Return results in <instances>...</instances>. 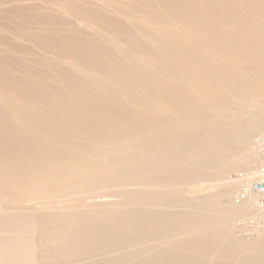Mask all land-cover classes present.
Masks as SVG:
<instances>
[{
	"label": "bare ground",
	"instance_id": "6f19581e",
	"mask_svg": "<svg viewBox=\"0 0 264 264\" xmlns=\"http://www.w3.org/2000/svg\"><path fill=\"white\" fill-rule=\"evenodd\" d=\"M203 23L207 25V20ZM234 28L227 32L224 42L235 45L239 50L238 45L246 42L238 33L241 27L236 23ZM189 32L185 36L175 37L171 34L166 38L159 31L158 34L154 33L153 43H159L155 62L173 77L190 82L203 97L208 95L210 99H217L219 92L214 88L216 82L209 79L198 62L193 60L196 56V59L201 58L203 49L209 52L214 50L221 57L217 67L227 71L221 75L213 71L214 79L220 78L226 88L238 87L243 90V98L251 88L254 94H264V80L257 79V69H260L261 63L254 61L250 65L246 61L240 62L236 53L227 49V44V48L219 43L213 45L212 39L207 40L206 36L200 38ZM212 34L209 32L211 38L217 40ZM254 50L259 52L264 49L259 47ZM243 65L252 68L253 72L240 70ZM142 70L145 71L139 66L136 70L140 79L138 93L150 98H156V95L160 97V84L157 86L155 79H148ZM121 74L125 75L124 80L132 87V78L127 76V72ZM5 81L7 78H0V90L6 91V94L21 98L29 90L21 83L18 86L15 81V85L9 82L11 85L5 86ZM42 95V115H25L14 110L6 101L0 103L5 107L0 112V194L4 199L7 195L15 198L11 202L15 208L10 203L2 207L4 214L0 217V229L7 237L0 244V264H32L34 253L40 258L38 264H206L213 253L235 257L242 252L264 247V238L249 244L224 240L227 233L223 229L190 232L203 224L211 225L212 220L201 214L200 206H190L188 203H184V213H178V216L154 210L132 215L127 209L129 206L123 212L121 207L110 205L107 210H114L112 215L116 218L111 224L108 221H95L94 210L88 209L94 196H104L110 189L194 183L207 177L209 169L220 171L224 166L230 167L232 151L230 148L222 151L220 145L229 146L235 137L240 138L239 144H247L251 132L264 124V115H240L241 122H223L222 116L196 115L200 113L199 108L186 95H182L179 101L165 100L167 103L158 104L153 110L157 115H140L138 118L130 115H109L105 119L95 115H53L49 108L57 104L56 101L54 103L55 98L50 96V92ZM1 96L4 95L1 93ZM233 96L241 98L238 94ZM223 103L224 100L219 104ZM178 117L189 120L180 123L177 122ZM91 141L97 143V147H90ZM158 145L165 147L169 156L159 157L155 153ZM103 156L107 158L104 160ZM143 164H147V167ZM119 166L121 168H117ZM57 171L60 172L58 175ZM100 174L103 177H98L93 183V178ZM67 184L69 188L62 189ZM59 186L61 191L56 193L59 201L51 202L53 206L62 204L57 215L49 214L47 208L46 215L37 222L35 216L22 210L21 205L28 200L43 206V201L39 202L43 200V193L39 190ZM33 189L37 191L33 192ZM115 193L118 196V192ZM105 197L113 198L111 195ZM251 198L244 204L252 203ZM70 203V208L64 207ZM9 207V213L13 214L6 213ZM36 234L40 245L34 246L31 238ZM178 235L184 238L175 242L174 237ZM163 243L168 245L149 254ZM44 258L50 260L43 262ZM240 258L239 264H260L254 258Z\"/></svg>",
	"mask_w": 264,
	"mask_h": 264
},
{
	"label": "rangeland",
	"instance_id": "374dc122",
	"mask_svg": "<svg viewBox=\"0 0 264 264\" xmlns=\"http://www.w3.org/2000/svg\"><path fill=\"white\" fill-rule=\"evenodd\" d=\"M205 19L207 25L203 23ZM236 23L241 27L239 35L246 42L238 45L239 50L235 45L224 42L227 40V32H231ZM196 29L198 30L194 32ZM188 30L200 38H210L213 45L219 43L226 47L227 44L226 48L236 53L240 62L246 61L250 65L254 61L261 63L260 69H257V79L264 80V50H254L259 47L264 49V0H0V78H7L5 86H10L15 81L18 86L22 84L27 87L26 90H30L21 98L0 90L4 95L1 96L0 93V103H4L2 100L6 101L14 110L25 115H42V94L50 92V96L55 98L54 103L57 102L49 108L53 115H95L101 119L108 118L109 115H130L138 118L140 115H157L153 110H156L158 104L161 106L167 103L165 100L179 101L182 95H186L199 108L200 113L196 115L222 116L223 122H241L240 115H264V94H254L251 88V93L244 94L243 98V90L238 87L226 88L221 84L220 78L214 79L215 71L220 75L227 73L220 66L217 67L221 57L214 50L209 52L203 49L201 58L196 59V56L193 60L198 62L208 78L216 82V87H213L219 92L217 99H210L208 95L203 97L190 82L173 77L161 64L155 62L159 43H153L154 33L159 31L164 38L171 34L178 37L185 36ZM209 32L217 40L211 38ZM138 66L145 69L142 71L148 79L154 78L156 85L160 84L161 98L157 95L156 98H150L138 93ZM241 68L243 72H253L252 68H245L244 65ZM126 72L132 78V87L124 80L125 75L121 74ZM237 94L241 98L233 96ZM223 100L224 103L220 105ZM4 110L5 107L0 105V112ZM177 120L182 123L189 118L183 120V117H178ZM239 140V137H235L229 146L220 145L222 151L231 149V166H224L220 171L209 169L207 177L198 182L171 183L159 187L114 188L110 189L112 192L106 191L104 196H94L88 209L94 210L95 221H108L111 224L116 218L112 215L114 210H107L110 205L121 207L123 212L129 206L127 209L132 215L154 210L178 216L184 213V203H188L190 206H200L201 214L212 220L211 225L203 224L191 230L192 233L199 230L209 232L217 228L226 231L224 240L228 241L249 244L262 239L264 208L257 206L255 196H250L252 203L246 204L244 203L248 199L241 202L236 200V196L246 180L247 183L253 180L248 176L244 179L241 175L264 166V124L251 132L247 144L241 145ZM89 146L97 147V143L91 141ZM155 153L159 157L169 156L165 147L160 145L155 148ZM103 157L104 160L107 158ZM143 165L147 167V164ZM127 167L132 168L130 165ZM104 168L108 169L107 166ZM58 173L60 172L57 171L56 175ZM98 177H103V174L96 175L94 180L91 179L92 182L98 180ZM69 186H62V189H68ZM39 191L43 193V200L39 201H43V206L41 203L33 204L30 200L21 205L22 210L35 216L37 222L46 215L47 208L49 214L57 215L62 206L51 205V202L59 201L56 193L61 191V186ZM35 195L39 196L37 193ZM106 195L113 198L105 197ZM79 196L81 195H73ZM5 197L7 198L4 199L0 194V217L4 214L3 204L10 203L15 208L11 204L15 198L8 195ZM254 200L256 203H253ZM71 205L72 203L64 207L70 208ZM7 209L8 214L11 207ZM188 211L192 212L190 209ZM1 230L0 244L7 237ZM182 238L184 237L178 235L174 237V241L178 242ZM31 242L34 246L40 245L38 234L31 238ZM166 245L168 243H163L149 254L158 252ZM33 256L31 263L38 264V254L34 253ZM240 256L254 258L264 264V247L242 252ZM240 256L228 257L213 253L207 258L206 264H239ZM48 260L50 259L44 258L43 262Z\"/></svg>",
	"mask_w": 264,
	"mask_h": 264
},
{
	"label": "built area",
	"instance_id": "2783aa9c",
	"mask_svg": "<svg viewBox=\"0 0 264 264\" xmlns=\"http://www.w3.org/2000/svg\"><path fill=\"white\" fill-rule=\"evenodd\" d=\"M242 177L253 178L249 183L248 180L241 186L237 193V201H245L250 198L251 195L257 197V206L264 208V166L259 167L255 171L245 173Z\"/></svg>",
	"mask_w": 264,
	"mask_h": 264
}]
</instances>
